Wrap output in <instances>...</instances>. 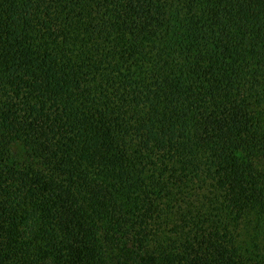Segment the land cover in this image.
I'll return each mask as SVG.
<instances>
[{
	"label": "trees",
	"instance_id": "1",
	"mask_svg": "<svg viewBox=\"0 0 264 264\" xmlns=\"http://www.w3.org/2000/svg\"><path fill=\"white\" fill-rule=\"evenodd\" d=\"M0 264H264V0H0Z\"/></svg>",
	"mask_w": 264,
	"mask_h": 264
}]
</instances>
